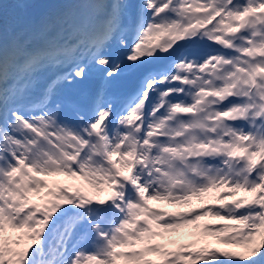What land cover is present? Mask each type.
I'll list each match as a JSON object with an SVG mask.
<instances>
[{"label": "snow or ice", "instance_id": "6c2138e0", "mask_svg": "<svg viewBox=\"0 0 264 264\" xmlns=\"http://www.w3.org/2000/svg\"><path fill=\"white\" fill-rule=\"evenodd\" d=\"M14 8L0 3V264H264V0ZM126 68L143 71L120 99ZM94 73L84 101L64 95ZM213 190L202 212L153 204Z\"/></svg>", "mask_w": 264, "mask_h": 264}, {"label": "bare ground", "instance_id": "6f19581e", "mask_svg": "<svg viewBox=\"0 0 264 264\" xmlns=\"http://www.w3.org/2000/svg\"><path fill=\"white\" fill-rule=\"evenodd\" d=\"M142 71H143L142 69L130 70V69L126 68L122 72V74L119 77H117L114 81H116V83L119 86L124 82L125 84L126 83H130V85H133L134 87H136V85L138 84L136 82V80L139 82V80L141 78V75H142ZM110 84H111V82H110ZM67 92H71V93H73L76 96H78V95L81 96V94L83 93L82 89L80 88V84H78V85H76L74 87L66 88L64 93H66V95H67L68 94ZM74 95L72 97H74ZM103 194L106 195V193H103ZM195 198L196 197H193L189 203L184 204L185 208H183V209H186V207L192 205L194 203V201L197 200V198L196 199ZM174 207L175 206L172 205V206H166V207H161V208H163L164 210L169 211V212H174L175 211Z\"/></svg>", "mask_w": 264, "mask_h": 264}, {"label": "rangeland", "instance_id": "374dc122", "mask_svg": "<svg viewBox=\"0 0 264 264\" xmlns=\"http://www.w3.org/2000/svg\"><path fill=\"white\" fill-rule=\"evenodd\" d=\"M37 2H38V3H41V2H44V0H37ZM0 3L3 4V9L9 7L11 13H13V12L16 11V9L14 8L15 0H0ZM215 195H216V193L205 194L206 197L208 196V199H207V202H205V200L203 201V202H204V204H203L204 208H206L207 205H209V203H210L211 201H216V200H214V199L212 198V197H214ZM240 195H243V193H240ZM197 199H198V198H197ZM216 202H218V201H216ZM154 203H155V202H154ZM158 204H160V206H161V205H164V204H166V203L161 202V203H158ZM172 205L175 206L176 204H169V203H168V206H172ZM192 205H193V204H192ZM192 205H190V206H192ZM160 206H159V207H160ZM190 206L186 207V209L189 208ZM161 207H162V206H161ZM165 207H166V206H165ZM182 208H185V207L183 206ZM204 208H203V209H204ZM206 217H207V218H205V220L202 222V224L205 223V222H207V223H209V224L216 225L217 227L220 226V225H218V224H219V223H218V222H219L218 219H216V218H214V217L211 218L210 216H206ZM198 223H200V221H198ZM200 224H201V223H200ZM181 231L184 232V233H188V232L191 231V227H186V228H184V229H181ZM186 238H187V237H186ZM208 239L214 241V238H212V237H209ZM163 242H164V241H161V243H163ZM218 246L224 247L225 245H218ZM169 247H175V245H169ZM198 264H199V262H198Z\"/></svg>", "mask_w": 264, "mask_h": 264}, {"label": "trees", "instance_id": "16d2710c", "mask_svg": "<svg viewBox=\"0 0 264 264\" xmlns=\"http://www.w3.org/2000/svg\"><path fill=\"white\" fill-rule=\"evenodd\" d=\"M4 15H11L12 13L10 12L9 8H6L3 10Z\"/></svg>", "mask_w": 264, "mask_h": 264}]
</instances>
